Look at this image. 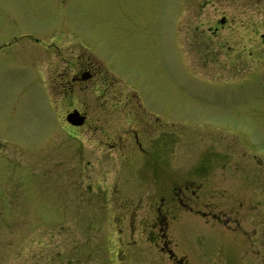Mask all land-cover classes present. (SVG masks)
Here are the masks:
<instances>
[{"label": "rangeland", "instance_id": "1", "mask_svg": "<svg viewBox=\"0 0 264 264\" xmlns=\"http://www.w3.org/2000/svg\"><path fill=\"white\" fill-rule=\"evenodd\" d=\"M178 2L72 0L51 9L46 0H0V164L10 170L54 166L57 176L53 190L41 184L35 203L47 217L55 212V236L50 240L43 222L37 231L27 218L22 230L12 232L0 219V264H171L147 239L149 206L158 204L166 187L158 189L148 178L150 162L167 171L168 187L200 165V197L212 207L211 215L175 211L168 235L174 255H184V264H248L251 248H239L235 262L225 220L219 224L213 217L229 211L231 186L250 194L256 205L244 217L248 227H255L264 209V39L251 33L246 44L233 41L227 51L233 58L205 55L204 48L197 55L180 44L185 33L176 22L199 10L210 12L209 6L186 0L178 8ZM250 3L251 19H262ZM260 7L264 10V0ZM50 31L82 45L87 40L122 91L131 86L146 91L152 103H165L169 149L129 160L89 147L82 128L64 122L65 108L50 89L51 64L62 67L61 61L52 49L29 40L44 42ZM261 31L258 23L256 32ZM198 207L205 211L203 204ZM38 239L49 246L52 259Z\"/></svg>", "mask_w": 264, "mask_h": 264}, {"label": "flooded vegetation", "instance_id": "2", "mask_svg": "<svg viewBox=\"0 0 264 264\" xmlns=\"http://www.w3.org/2000/svg\"><path fill=\"white\" fill-rule=\"evenodd\" d=\"M71 1L46 0L47 6L51 9L63 8ZM235 1L203 0V4L209 6L210 12L204 11L202 14V10H199L200 16L196 12L193 14V18H187L184 15L180 21L176 22L177 26L185 33L180 44L185 43L197 55L204 53L201 51L204 48L208 49L206 54L204 53L205 55L227 54L233 58V53L227 52L228 50L231 52L230 44L233 41L246 44L251 33L255 38L264 39V10L260 7L261 0H247V2L238 0L237 14L234 13L233 2ZM250 1L255 6L257 15L262 19H258L256 16H254L255 19H251V9L247 6V4L251 6ZM183 2L186 0H179L178 8ZM178 18H180L179 15ZM178 18L176 16L175 21ZM251 20L256 21L251 22ZM258 23L263 28V32H256ZM53 33L56 32L50 31L46 34L44 42L39 38L29 37V40L39 49H52L53 51H49V53H56L58 60L62 63V67H58L59 64L56 66V63L55 65L51 64L54 67L52 71L54 74L51 75L50 89L56 102H60L61 106L65 108L63 110L64 122L71 128H82L84 132L81 134L85 142L89 144V147L98 149L102 155H128L131 157L129 160H132L139 154L151 157L154 152L168 150L169 117L166 104L161 106L152 103L147 97L146 91L138 93L131 86L129 88L132 91H122L121 87L118 88L113 83V81L118 83L119 79L116 76L113 79V75L107 72L100 54L89 46L87 40H85V45H82L83 41L63 35L53 37ZM1 46H5V44ZM75 50L78 52L72 54L71 52ZM36 58L39 64L42 63L41 57L40 59ZM236 60H239L238 57ZM52 107L54 106L52 105ZM67 107L68 110L70 109L69 111L66 110ZM71 112L77 114L76 119H79V124L74 125L66 120L67 115ZM0 146H4V141L0 142ZM12 148L22 154L21 147L13 146ZM2 154L8 156V154ZM150 164L151 170H147L148 178L154 181V185L158 189L160 185L166 187L165 195L163 194L158 199V204L149 206V219L146 223L147 239L157 245L159 251L165 254L168 260H171V264H184L185 256L181 254L176 257L168 247L170 219L177 218L176 210L187 216L188 214L207 215L208 210L209 214H212L210 211L212 207H209L207 202L201 199L199 193L202 169L200 165L190 167L191 170L188 171V174L186 172L183 174V178L176 182V187H173L174 185L168 187V179H165L167 171L153 168V164L151 162ZM25 167L18 166L12 169L20 170H10V167L8 169L0 164V219L3 220L1 227L4 226V229L12 232L22 230L25 220L28 218V226H35L37 231L39 225L42 222L45 223L51 240L57 232L55 212L47 217L46 214H42L36 209L35 203L37 201L36 192L41 184H44L45 187L48 184L49 190L55 188L57 184L55 167L42 169L38 166L36 167L38 169L28 168V170ZM158 172L162 174V179ZM260 186L264 187V183L261 182ZM150 189L153 190V186ZM227 199L229 201V211L227 212V209L225 211L227 214L221 212V215L216 214L213 218L216 217L215 223L219 224L223 223L219 220H225L228 244L235 254V262L236 252H239V248L242 251L251 248L252 256L247 257L246 262L248 264H264V209L254 218L253 225L255 227L250 228L244 217L253 209L255 210L256 205L251 201V195L246 194L244 190L239 193L234 186H231ZM261 200L264 205V200ZM202 204L206 206L204 207L205 211H201L198 207ZM242 223L247 227H241ZM37 244L41 251L49 248L46 244L42 247L40 239L37 240ZM49 251L52 259L50 248Z\"/></svg>", "mask_w": 264, "mask_h": 264}]
</instances>
